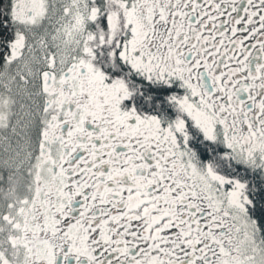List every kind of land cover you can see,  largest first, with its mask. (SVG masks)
I'll use <instances>...</instances> for the list:
<instances>
[{
    "label": "snow or ice",
    "instance_id": "1",
    "mask_svg": "<svg viewBox=\"0 0 264 264\" xmlns=\"http://www.w3.org/2000/svg\"><path fill=\"white\" fill-rule=\"evenodd\" d=\"M0 264H264V0H0Z\"/></svg>",
    "mask_w": 264,
    "mask_h": 264
}]
</instances>
